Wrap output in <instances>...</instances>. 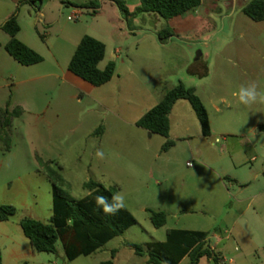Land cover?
<instances>
[{
  "label": "rangeland",
  "instance_id": "rangeland-1",
  "mask_svg": "<svg viewBox=\"0 0 264 264\" xmlns=\"http://www.w3.org/2000/svg\"><path fill=\"white\" fill-rule=\"evenodd\" d=\"M247 1L215 0L192 10L199 13L196 20L211 25L204 30L207 38L187 36L179 17L168 22L180 32L162 44L157 32L166 21L159 15L141 13L129 26L123 20L121 30L102 37L106 52L99 67L112 59L111 79L87 91L64 72L80 35H97L100 25L111 29L108 19L83 10L74 19L73 7L61 0H49L42 9L26 0H0V25L16 12V37L43 58L20 64L6 51L9 35L0 28V114L6 107L19 110L8 126L10 147L0 138V205L15 208L0 220L3 264H98L107 259L148 264L127 243L161 240L170 227L229 233L239 250L231 245L223 264L229 257L234 264H264V129L259 128L264 100L243 106L233 95L252 81L264 91V19L255 21L243 12ZM201 62L205 73L193 72ZM179 81L193 86L202 100L210 136L201 134L188 101L183 112L173 111L169 137L136 125L134 119ZM167 139L172 144L162 149ZM97 150L105 153L102 160ZM38 158L54 161L49 165L75 199L88 192L84 183L90 179L116 186L136 223L72 260L60 240L54 252L34 251L20 220L47 221L52 213V180ZM147 208L164 210L166 223L154 227ZM181 264H189V258Z\"/></svg>",
  "mask_w": 264,
  "mask_h": 264
},
{
  "label": "trees",
  "instance_id": "trees-1",
  "mask_svg": "<svg viewBox=\"0 0 264 264\" xmlns=\"http://www.w3.org/2000/svg\"><path fill=\"white\" fill-rule=\"evenodd\" d=\"M26 1L37 9L40 8V0ZM111 1L117 7L120 17L127 26L134 16L141 13H154L165 19L166 23L157 32L158 41L162 44L176 35L168 20L177 15L183 16L190 13L201 2V0H140V3L130 11L124 0ZM75 5L89 10L92 14L98 12L101 7L100 0H87ZM242 10L255 21L263 20L264 0H248ZM0 28L9 35V40L5 44L6 51L20 64L31 65L43 59L38 52L16 37L20 30L16 12L6 18ZM104 55L105 43L98 38L84 34L69 59L68 70L94 86L104 84L111 79L115 70V63L112 60L104 68L99 67ZM179 99H185L190 103L200 123L202 134L209 136L210 121L202 100L193 86L185 85L181 81L167 89L161 99L135 121L136 125L152 133L168 137L170 128L168 115L174 103ZM18 114L17 109L9 111L6 107L1 110L0 138L4 140L7 148L10 147L8 126L11 123V116ZM262 127L264 126L260 125V128ZM98 128L100 129L101 126ZM171 144L172 141L167 139L162 149H166ZM38 160L46 164L48 176L52 180V213L47 221L32 217H24L20 220L22 231L34 251L54 252L56 241L60 240L67 259L72 260L80 254L87 255L95 251L136 223L135 217L126 207L115 215H106L98 208L95 197L104 195L110 199L116 194V186L106 187L90 179L84 183V187L93 195L85 194L75 199L62 187L64 183L62 175L49 165L54 161L50 160L47 163L40 158ZM146 210L149 212L150 221L154 227H161L166 223L167 213L164 210L150 208ZM14 212L15 208L12 205L1 204L0 220L8 219ZM209 235V231L170 228L167 229L164 240H151L144 245L137 243H127V245L134 247L138 255H145L148 264H176L184 255L189 257L191 264H197L201 257H206L214 264H223L220 254L211 248ZM115 252V249L111 250L112 258ZM0 264H3L1 253ZM98 264L115 263L113 259H107Z\"/></svg>",
  "mask_w": 264,
  "mask_h": 264
},
{
  "label": "crops",
  "instance_id": "crops-1",
  "mask_svg": "<svg viewBox=\"0 0 264 264\" xmlns=\"http://www.w3.org/2000/svg\"><path fill=\"white\" fill-rule=\"evenodd\" d=\"M48 1L49 0L43 2V0H40V9H42L46 5V3ZM85 1H87V0H61V2L63 4L72 6L73 7L72 11H74L76 9H79V10H83L85 12H89V10L79 8L78 6L75 5V4H81V3L85 2ZM214 1L215 0H201L200 4L202 3L203 5H208V4H212ZM124 2L126 4L127 8L130 11H132L140 3V0H124ZM100 3H101V7H100L99 11L94 13V14H92V15H95V17L96 16L105 17L106 19H108V21H109L108 24H110L112 28L111 29H107L106 26L104 27V26L100 25V26L95 28V32H96L97 35H93V37L99 38L101 41H103L105 43V39L102 38V37L105 36L106 32L114 33L115 29H117V28L121 30L124 23H123L122 18L119 15L117 7L115 6V4L111 0H100ZM197 15L199 16V13L198 12H194V13L188 14L186 16V18L184 16L177 15V16L172 17L171 19L173 20V19L179 18V17L182 19L178 26L181 29L183 28L184 32L188 33L187 36H190L191 38H197V39L198 38H207L208 35L204 36V32H205L204 30L207 27L210 29L211 25L207 21L201 20L202 19L201 17L197 18V20H196L195 17ZM155 17H157V16H155ZM85 23H86L87 27L90 26L89 25L90 24V20H85ZM168 23L172 27L173 31L176 34H178L180 32V30H178L176 25H174L173 23H170V21ZM185 28H186V31H185ZM87 33H88V31H85V33H82L80 35L79 39L84 34H87ZM202 36H204V37H202ZM204 45L207 47V44H204ZM120 50H121V48H119V47L117 48L116 47L115 52H120ZM105 52H106V43H105ZM199 54H200L199 55L200 59L203 58L204 53L200 52ZM111 56L115 57L116 54L112 53ZM104 57H105V55H104ZM103 59L100 61V63L103 61ZM111 60L112 59H107L105 64H104V66H100V68H104L105 65ZM121 62L123 63V60H121ZM205 70H206V68H205L203 62H201L196 68H194L193 72L198 73V74H204ZM64 76H65L66 79H68L73 84H75V85H77V86H79V87H81V88H83V89H85L87 91H91L93 89V87H94V85H92L91 83H89V82L83 80L82 78L78 77L77 75L72 73L70 70H66L64 72ZM186 101L187 100H185V99H179V100H177L174 103V105H173V107H172V109H171V111H170V113L168 115L169 116V122H170V128H169V132H168V137L170 136L169 134H170V131H171V120L173 118V111L176 110L177 112H183V110L186 108V105H187ZM138 118L139 117H136V119H134V121H136ZM260 125L264 126V124H260ZM260 125H259V128H260ZM184 129L187 130V127H184ZM261 129H264V127H262ZM201 134H202V132H201ZM206 137H208V136H206ZM263 172H264V169H263ZM256 176L257 175H255L254 177H256ZM156 228H158V227H156ZM170 228H177V227H170ZM170 228H166L164 234H166L167 229H170ZM183 229L208 231V230L199 229V228H183ZM209 232H210V235H209V243H210V245L214 248V250H216V252H218L220 254V256L223 259H225V262H226V258H225L224 254L230 252L231 245L234 246L235 250H237V251L239 250V247L236 245L238 242H237L236 238L233 237L231 234L226 233V234L222 235V234H219V233L213 232V231L212 232L209 231ZM164 239H165V237L163 239H161V240H164ZM154 240H160V239H154ZM218 246H219V248H218ZM187 258H189V257L187 255H184L176 264L183 263ZM233 261H234V259H233ZM189 264H191L190 259H189ZM197 264H214V263L211 260L207 259L206 257H201L198 260Z\"/></svg>",
  "mask_w": 264,
  "mask_h": 264
},
{
  "label": "clouds",
  "instance_id": "clouds-1",
  "mask_svg": "<svg viewBox=\"0 0 264 264\" xmlns=\"http://www.w3.org/2000/svg\"><path fill=\"white\" fill-rule=\"evenodd\" d=\"M233 95L238 97L239 104L243 106H250L260 100H264V91L260 90L259 85L255 81L240 86L238 91L234 92ZM95 155L98 159L102 160L105 153L102 150H97ZM86 195L91 196L93 193L88 192ZM95 202L98 208L106 215H115L118 211L126 207V197L121 193L113 195L110 199L104 195H97Z\"/></svg>",
  "mask_w": 264,
  "mask_h": 264
},
{
  "label": "built area",
  "instance_id": "built-area-1",
  "mask_svg": "<svg viewBox=\"0 0 264 264\" xmlns=\"http://www.w3.org/2000/svg\"><path fill=\"white\" fill-rule=\"evenodd\" d=\"M81 10H79V9H76V10H74V11H72V14H71V16L74 18V19H78L79 17H80V15H81ZM217 141H219V139L217 138ZM187 165H191V162H187ZM211 248H213L212 246H211ZM223 261H225V259H223ZM228 261V264H234V261H233V259L231 258V257H229V259L227 260Z\"/></svg>",
  "mask_w": 264,
  "mask_h": 264
}]
</instances>
